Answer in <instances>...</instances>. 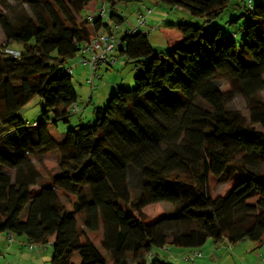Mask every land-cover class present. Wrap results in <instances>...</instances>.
I'll return each mask as SVG.
<instances>
[{"label":"trees","instance_id":"obj_1","mask_svg":"<svg viewBox=\"0 0 264 264\" xmlns=\"http://www.w3.org/2000/svg\"><path fill=\"white\" fill-rule=\"evenodd\" d=\"M134 1L0 0V233L51 245V264H110L88 232H101L114 264H173L153 250L200 251L209 239L263 246V0H157L205 24L240 9L224 27L245 19L239 41L223 26L169 23L163 52L140 26H122L116 5ZM100 3L108 18L89 22ZM100 31H113L114 54L136 64V86L118 85L92 120L71 124L79 96L66 62ZM220 80L249 100V119L228 106ZM35 96L44 110L31 129L19 111ZM55 150L60 172L33 190L41 172L31 156ZM162 202L172 210L148 218Z\"/></svg>","mask_w":264,"mask_h":264},{"label":"rangeland","instance_id":"obj_2","mask_svg":"<svg viewBox=\"0 0 264 264\" xmlns=\"http://www.w3.org/2000/svg\"><path fill=\"white\" fill-rule=\"evenodd\" d=\"M257 0H245L249 5L250 2L255 3ZM234 2H240L243 4L242 0H235ZM264 3V0H263ZM149 8L151 11L147 10ZM116 9L125 17V21L122 24L124 28H134L138 25V16L139 14H144L146 17V22L143 25H140L139 29L148 33L149 41L157 51H165L167 49V39L165 37V32H168L169 23H178V22H188L194 24H202L206 27L214 26H223V32L228 34V31L236 30L239 35L237 41H239L244 36V31L242 27L245 24V19H241V22L238 25L225 28L224 24L227 19L233 15H240L243 12L242 9L236 10L234 14L225 13L221 17L215 19L211 24H205L204 20L199 17L190 15L187 11L182 10L178 7L172 8L158 2L157 0H138L128 3H119L116 5ZM88 12L85 10L84 13ZM111 29L116 30V27L112 24L110 25ZM5 41L4 33L0 27V42ZM75 60L77 58L69 59L66 62L67 66L73 65L74 69L72 72L73 75V86L79 96L78 106L82 109L78 113L84 120L93 119V110L97 106L104 105L111 95V92L116 89L119 82L121 81L122 73L125 71L124 67L126 65L122 64L121 61H118L114 67H109L108 70H104V67L101 66L99 69L100 77L95 79V91L94 88H91V84L87 82L89 76L88 70L86 67H75ZM132 68V65L129 66V69ZM121 72V73H120ZM132 73L129 77L125 79L124 84L128 88H133L136 86L134 79L132 78ZM132 78V79H131ZM219 86L222 91L227 93L231 92L229 101L227 102L228 106L231 109L239 110L245 117L249 119L250 117V103L243 95L234 92L232 85L226 80H220ZM111 88V89H110ZM94 91V93H93ZM102 95V96H101ZM91 96V99H90ZM97 99H100L99 102H96ZM260 101L264 102V92L258 96ZM44 110V102L39 96L32 98L21 110L19 111L20 117L27 123V125L32 129L31 124L35 121H39L40 116ZM77 121V116L74 114L71 116V124H74ZM256 129L262 130L259 124L254 125ZM61 130H65V125L60 123ZM36 167L41 172V177L38 179V185L33 188L37 190L41 185L49 183L51 178L60 172L58 166L59 154L55 150L51 153L44 154L41 156H31ZM264 166V164H263ZM228 183L226 176H222L219 182L213 187L215 193L220 192L224 186ZM61 200L70 207V201H74V198L61 194ZM172 210V206L167 202H162L157 205H151L146 208V216L148 218L158 215L161 212H169ZM89 239L101 250L104 255L109 260L110 264H114L113 260L110 258V255L103 249L101 246V232H88ZM34 248H30V251L33 252V249L37 251V256L41 253V262L37 261H28L24 264H51L52 256V246L47 244H34ZM169 249L155 248L153 253L159 257L166 259L173 264H264V245L258 246L257 242H254L249 239L242 240L237 244H230L228 241H224L218 245L214 244L211 239H209L204 246L200 248L201 256L196 257L193 261L185 260L186 255H191L192 250L184 247H175L168 246ZM220 247V248H218ZM40 256V255H39ZM31 258V257H30ZM33 258V257H32ZM31 258V259H32ZM12 263V262H11ZM130 264H133L130 262Z\"/></svg>","mask_w":264,"mask_h":264},{"label":"built area","instance_id":"obj_3","mask_svg":"<svg viewBox=\"0 0 264 264\" xmlns=\"http://www.w3.org/2000/svg\"><path fill=\"white\" fill-rule=\"evenodd\" d=\"M147 10L150 12L151 10L147 8ZM98 15L100 18L107 19L109 16V10L105 3H100L95 10L90 11L87 13V20L89 22H92L95 16ZM138 25L134 28H132L134 31L137 29L140 25L145 24L146 17L144 14H139L138 16ZM119 39L117 35L112 31H100L96 33V35L90 40V42H86L82 45L80 49V53L78 55L76 62L80 66L86 67L89 73V76L87 78V82L91 84V88H94L95 85V79L100 77L99 75V69L100 67L105 64L108 61H115L111 56L114 54V52L117 50L119 43ZM9 52H12L14 54H17L15 51L7 50ZM73 65L66 67V70L69 73L73 72ZM73 112H78L79 107L77 105L72 106ZM36 123H33L35 125ZM31 249L35 247V245L32 243L29 246ZM201 252L199 250L192 251L191 255H186L185 260L192 261L196 257H200Z\"/></svg>","mask_w":264,"mask_h":264},{"label":"crops","instance_id":"obj_4","mask_svg":"<svg viewBox=\"0 0 264 264\" xmlns=\"http://www.w3.org/2000/svg\"><path fill=\"white\" fill-rule=\"evenodd\" d=\"M114 59L115 61L112 62L113 64L107 63L103 65L104 70H108L109 67L110 68L114 67V65H116L118 61H121V63L126 65V67H124L125 71L122 73V76H121L122 82H119L118 85L124 84V81L126 78L129 77L130 79L131 73H132V76L134 77V74L137 69L136 64L134 62L127 61L124 57L120 56L117 53L114 54ZM74 62H75V67H81L78 64V62L76 61ZM130 65H132L131 69H129ZM94 91H95V88H94ZM101 100H107V99H101ZM99 101L100 99L96 100V102H99ZM79 109L81 110L82 108L79 107ZM76 116L78 117L80 115L76 114ZM30 244H32L31 241L27 239L25 236H17L11 232L0 233V264H24V262L26 263L28 261H37L38 263L41 262L40 260L41 253L39 254L40 256L39 255L37 256L38 250L35 251V249H33V252H31L29 248ZM30 257L31 258L33 257V258L31 259Z\"/></svg>","mask_w":264,"mask_h":264}]
</instances>
